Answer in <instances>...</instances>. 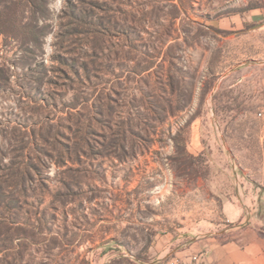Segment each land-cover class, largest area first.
<instances>
[{"label":"rangeland","instance_id":"1","mask_svg":"<svg viewBox=\"0 0 264 264\" xmlns=\"http://www.w3.org/2000/svg\"><path fill=\"white\" fill-rule=\"evenodd\" d=\"M252 245L264 0H0V264H248Z\"/></svg>","mask_w":264,"mask_h":264},{"label":"crops","instance_id":"2","mask_svg":"<svg viewBox=\"0 0 264 264\" xmlns=\"http://www.w3.org/2000/svg\"><path fill=\"white\" fill-rule=\"evenodd\" d=\"M214 190L216 192H218L219 194V199H225L226 196H223V191L219 190V189H213L211 188V191L214 192ZM206 191V190H205ZM196 193H197V189L194 187V188H190L188 190V196H185V198H188V199H196ZM202 199H205V200H209L211 201L212 198L210 195L208 196H202L200 197ZM227 199V198H226ZM224 210L227 212L229 211V206L228 205H225L224 206ZM242 256H251L253 259L252 261H249L248 264H264V252H262V249L260 247V245H252V246H249L247 247L246 251L245 252H242L241 253ZM242 264V263H241Z\"/></svg>","mask_w":264,"mask_h":264}]
</instances>
